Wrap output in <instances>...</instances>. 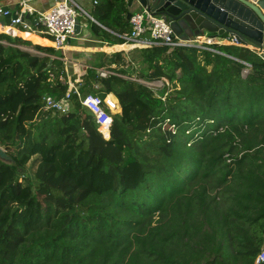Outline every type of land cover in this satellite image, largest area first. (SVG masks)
<instances>
[{
  "label": "trees",
  "instance_id": "16d2710c",
  "mask_svg": "<svg viewBox=\"0 0 264 264\" xmlns=\"http://www.w3.org/2000/svg\"><path fill=\"white\" fill-rule=\"evenodd\" d=\"M94 1L92 38L123 44L127 3ZM38 36L0 33V147L12 160L0 162V264H254L264 250V58L154 45L97 53L73 72ZM68 83L115 98L108 139L75 95L66 113L43 109Z\"/></svg>",
  "mask_w": 264,
  "mask_h": 264
},
{
  "label": "built area",
  "instance_id": "2783aa9c",
  "mask_svg": "<svg viewBox=\"0 0 264 264\" xmlns=\"http://www.w3.org/2000/svg\"><path fill=\"white\" fill-rule=\"evenodd\" d=\"M247 1L252 2V0ZM124 2L126 3L127 0H124ZM8 12L10 11H3L0 8V15H6ZM13 13L15 14V18L10 20V26H19L23 30H31V26L24 19V15L34 16L36 24L40 27L37 34L48 37L53 44L52 47L61 53L64 52L69 39L74 36L75 19L92 20L90 15L72 0H56L54 5L44 12L35 11L24 2H21L18 9ZM128 22L130 26L129 31L121 35L120 38L124 41L123 45H126L129 50L148 48L154 45L198 46L200 43H206L245 48L255 51L260 58H264L262 53L227 37L218 39L221 40V42L182 40L173 35L167 21L145 8L131 12ZM208 38L211 37L208 36L207 39ZM97 73L99 77H105L108 72L99 69ZM139 82L147 87H149L148 84L153 83ZM68 86L71 88V92L66 93L64 97L59 99H54L50 96L43 97V109L66 113L70 109V96L75 95L79 100L81 109L90 116L97 132L100 133L104 139H108L113 115L120 112V107L115 98L112 95H106L103 99H100L93 93H87L81 96L76 87L70 83H68ZM94 88L96 89L97 86H94ZM254 264H264V250H261L257 255Z\"/></svg>",
  "mask_w": 264,
  "mask_h": 264
},
{
  "label": "water",
  "instance_id": "95a60500",
  "mask_svg": "<svg viewBox=\"0 0 264 264\" xmlns=\"http://www.w3.org/2000/svg\"><path fill=\"white\" fill-rule=\"evenodd\" d=\"M133 0H127L129 8ZM140 8L161 16L168 22L176 37L186 38L209 34L227 38L249 46L264 56V0H136ZM6 11V8H1ZM131 13L125 15L129 21ZM13 12L0 15V23L10 26ZM28 19V15H25ZM36 24V22H35ZM80 30L75 19L74 35ZM0 162L11 164V158L0 147Z\"/></svg>",
  "mask_w": 264,
  "mask_h": 264
},
{
  "label": "crops",
  "instance_id": "0c3cea01",
  "mask_svg": "<svg viewBox=\"0 0 264 264\" xmlns=\"http://www.w3.org/2000/svg\"><path fill=\"white\" fill-rule=\"evenodd\" d=\"M56 0H0V8H6L10 12H14L18 9L19 4L21 2H24L28 7L32 8L35 11L38 12H44L50 9ZM75 4H77L80 8H82L86 13L90 14L91 11L94 8L95 1L94 0H72ZM127 3V2H126ZM128 8V7H127ZM141 9L140 6L138 5L136 0H133L130 7L128 8V12H134ZM26 15V14H25ZM24 15V19H25ZM27 23L30 24L31 30H23L20 31L19 26H3L0 27V33L4 34H14L15 32H25V34L29 37L35 38L38 36L37 32L39 31L38 29L40 28L37 24H35L34 16H28V19H25ZM89 22H94L93 20L89 19H79V24H80V30L78 35H74L69 39V41L66 44V48L64 49L63 54L65 55L64 58H62V61L67 65L71 64L74 68L77 67L78 69H83L88 66H90V63H96L98 62L99 59H97L96 56H94L97 53H108L109 55L113 54L114 59L117 58V55L115 53L119 51H127L129 49H117V50H109V47H114V46H120V45H114V46H108L105 43H101L100 41L92 38L90 35L89 31ZM1 24V23H0ZM209 36V34H204L203 36H194L190 38H204L206 39ZM18 37V36H14ZM41 39H44L48 42V45H45V43H41L40 45L42 46H48L52 47V43L49 39L42 38L38 36ZM225 37V36H224ZM21 38V37H19ZM215 39H222L221 37H216ZM123 45V44H121ZM127 59H131V56H128ZM70 69V68H68Z\"/></svg>",
  "mask_w": 264,
  "mask_h": 264
},
{
  "label": "rangeland",
  "instance_id": "374dc122",
  "mask_svg": "<svg viewBox=\"0 0 264 264\" xmlns=\"http://www.w3.org/2000/svg\"><path fill=\"white\" fill-rule=\"evenodd\" d=\"M12 27H14V26H12ZM31 43H32V42H31ZM26 49H29V50H30L29 47H27ZM68 68H70L69 70H71V71H73V72H77V71H78V68H77V67L74 68L73 66H71V64L68 65ZM162 84H163V82H160V80H159V81H155V82H153L152 84H148V86H149V87L152 86V88L156 89L157 87L160 88V87L162 86ZM27 174L29 175V172H28V171H27Z\"/></svg>",
  "mask_w": 264,
  "mask_h": 264
},
{
  "label": "bare ground",
  "instance_id": "6f19581e",
  "mask_svg": "<svg viewBox=\"0 0 264 264\" xmlns=\"http://www.w3.org/2000/svg\"><path fill=\"white\" fill-rule=\"evenodd\" d=\"M4 25L0 24V27H3ZM199 37L197 38H186L185 41H203V38L202 39H198ZM209 39H212V38H209ZM120 49H127L128 47L126 45H120L119 46Z\"/></svg>",
  "mask_w": 264,
  "mask_h": 264
}]
</instances>
